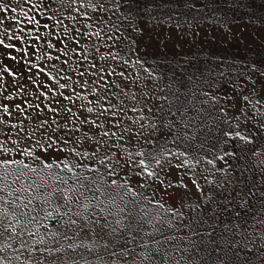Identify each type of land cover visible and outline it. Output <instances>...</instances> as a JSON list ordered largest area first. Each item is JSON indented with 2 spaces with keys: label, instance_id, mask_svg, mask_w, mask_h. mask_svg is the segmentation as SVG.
I'll use <instances>...</instances> for the list:
<instances>
[{
  "label": "rangeland",
  "instance_id": "1",
  "mask_svg": "<svg viewBox=\"0 0 264 264\" xmlns=\"http://www.w3.org/2000/svg\"><path fill=\"white\" fill-rule=\"evenodd\" d=\"M105 7L110 10L101 36L127 38L122 55L130 61L129 73L139 74L122 125L130 130L126 141L139 135L127 142L125 153L144 159L150 170L164 166L171 173L167 162L187 163L178 179L161 174L166 191H159L143 177V187L136 183L137 171L115 168L109 175L111 161L101 165L98 158L69 155L37 163L13 152L37 172L15 164L6 170L7 186L0 190L6 216L0 220L14 228L0 236V256L6 264H37V258L42 264H264V200L234 206L233 217L216 206L222 196L240 198L251 186L240 180L243 173L225 171L236 143L248 148L258 167L255 180L264 183V0H108ZM61 11L68 16L67 8ZM44 163L53 167L43 168ZM18 172L23 175L16 181ZM82 187L99 194L84 196ZM92 201L100 208H92ZM49 211L53 215L45 219ZM29 213L37 220L25 224Z\"/></svg>",
  "mask_w": 264,
  "mask_h": 264
},
{
  "label": "snow or ice",
  "instance_id": "2",
  "mask_svg": "<svg viewBox=\"0 0 264 264\" xmlns=\"http://www.w3.org/2000/svg\"><path fill=\"white\" fill-rule=\"evenodd\" d=\"M107 2L15 0L13 6L12 0H7V3L0 0V173H3L0 174V190L7 186L2 182L6 179V170L13 164L22 165L29 172H37L31 165L14 159L13 152L37 163L50 161L53 157L59 162L69 155L98 158L101 165L111 161L107 167L109 175L115 174V168H122L126 173L137 171L136 183L143 187V177L159 191H166L161 174L178 179L176 173L186 161L167 162V167L172 169L170 173L164 166L150 170V164L144 159H133L131 151L125 153L127 142L139 135L132 133L126 141L125 134L130 130L122 127L125 101L129 99L131 88L139 87V74L129 73L127 66L130 61L122 55L124 48L120 45L127 38L111 32H104L106 39L101 36L104 13L110 10L105 7ZM65 8L67 17L61 11ZM9 12L13 15H7ZM69 18L74 22L71 26L64 23ZM126 47L132 49L131 44ZM132 110L135 111V106ZM135 155L143 157L145 153L137 152ZM148 156L160 165L158 156L151 153ZM219 159L222 160L223 156ZM52 167L51 163L43 164V168ZM13 174L19 181L23 172ZM112 183L116 184V181ZM191 184L198 191H203L195 180ZM168 187L172 184L169 183ZM52 215L49 211L44 218ZM3 216L6 212L0 207V217ZM35 220L37 217L29 213L25 224ZM75 223L70 220V224ZM13 228L11 221L4 224L0 220V229L3 230L0 236L3 232L11 235ZM82 228L83 225L79 226L77 231ZM65 239H68L66 233ZM47 251L51 253L52 250ZM0 264H6L2 256ZM37 264H42L39 258ZM61 264H66V261L61 260Z\"/></svg>",
  "mask_w": 264,
  "mask_h": 264
},
{
  "label": "bare ground",
  "instance_id": "3",
  "mask_svg": "<svg viewBox=\"0 0 264 264\" xmlns=\"http://www.w3.org/2000/svg\"><path fill=\"white\" fill-rule=\"evenodd\" d=\"M231 70V69H230ZM208 113H210V111H208ZM229 124V123H228ZM213 124H210V125H207V126H212ZM226 125V124H225ZM206 126V127H207ZM260 126V125H259ZM199 127L201 126H196L195 129H198ZM205 127V128H206ZM226 127V126H225ZM227 128V127H226ZM263 129V128H262ZM225 130V129H224ZM224 130L222 132H224ZM185 132V131H184ZM215 132V131H214ZM238 133V132H237ZM218 134V133H217ZM212 135V134H211ZM240 135V134H239ZM243 135V134H242ZM254 135V134H253ZM199 136V135H198ZM202 136V135H201ZM215 136V135H214ZM217 136V135H216ZM263 136V135H262ZM200 137V136H199ZM235 137V136H234ZM258 138V137H256ZM263 138V137H262ZM206 139V138H205ZM241 139V138H239ZM247 139V138H246ZM215 140H216V137H215ZM237 140V139H236ZM249 140V139H248ZM247 140V141H248ZM252 140V139H251ZM259 140H260V137H259ZM258 140V141H259ZM262 140V139H261ZM218 141V140H217ZM264 141V140H263ZM250 143V142H249ZM224 145V144H223ZM201 146V145H200ZM222 147V146H221ZM252 149H253V146H251ZM255 148V147H254ZM263 148V147H262ZM261 148V149H262ZM229 149V148H228ZM254 150V149H253ZM263 150V149H262ZM258 148L255 149V151H262ZM255 151H253L254 153L252 154H256ZM257 152V154H258ZM256 154V155H257ZM228 157H226V161H228V164L229 165H226L227 166V169H225L226 172L230 173V172H237L238 174H242L241 177H240V180L243 181V182H246L247 184L249 183V181L251 182V186L249 185V188L248 189H244L245 191H243V194L240 198L236 197V198H232V200H229L230 197H223L220 198V200H218V202L216 203V206L218 205L220 209H228L230 210L231 212L229 213L231 217L235 216V214L232 212V209L235 208L234 206H248L249 204V201H255V200H264V183L263 181L261 182L259 180V178L256 179V176L258 175V167H257V164L255 162H253V160H251V153L248 151V148H246V146H244V144H241V143H236L234 146H232V149H230L229 153H227ZM264 157V156H263ZM264 159V158H263ZM257 162V161H256ZM257 173V174H256ZM237 174V175H238ZM78 179H79V183L78 184H74L75 186L76 185H79L81 183V177L78 176ZM73 183V182H72ZM103 184V183H102ZM84 185V184H83ZM91 186V185H90ZM101 186V185H100ZM105 187V186H104ZM108 187V186H107ZM75 189V187H73V190ZM101 189V188H100ZM42 190V189H41ZM76 190V189H75ZM74 190V191H75ZM112 190V188H111ZM78 191V190H77ZM82 191V195L84 196H87V197H91V196H97L99 194V191L97 188H83L81 189ZM101 191V190H100ZM117 191V190H116ZM123 192V191H122ZM34 193V192H33ZM73 193V192H72ZM103 193V192H102ZM119 193V192H118ZM109 195V193H107ZM77 195V194H76ZM81 195V196H82ZM107 195V196H108ZM113 195V194H112ZM120 195L122 194H119V197ZM124 195V194H123ZM127 195V194H126ZM29 196V195H28ZM31 196V195H30ZM53 196V195H52ZM125 196V195H124ZM130 196V195H129ZM86 197V199H87ZM103 197V196H102ZM112 197V196H111ZM117 197V196H116ZM35 198V196H34ZM43 198V197H42ZM50 198V197H49ZM48 198V199H49ZM52 198V197H51ZM85 198V197H84ZM37 199V198H36ZM35 199V200H36ZM95 199V198H94ZM121 199V198H120ZM125 199V198H124ZM131 199V198H130ZM96 200V199H95ZM119 200V199H118ZM123 200V199H122ZM207 200V199H206ZM34 201V200H33ZM49 201V200H48ZM98 201V200H97ZM125 201V200H124ZM128 201V200H127ZM212 201V200H211ZM38 202V201H37ZM93 202L95 201H92V208H100L99 205L100 204H94ZM134 202V201H133ZM206 202V201H205ZM257 202V201H256ZM43 203V202H42ZM100 203V201H99ZM107 203V202H106ZM206 203H210V201H207ZM40 204V203H39ZM103 204V203H102ZM256 205V204H255ZM90 206V205H88ZM126 206V205H125ZM44 207V206H43ZM130 208V206H129ZM242 208V207H241ZM240 208V209H241ZM246 209V208H245ZM99 210V209H98ZM131 210V209H130ZM120 211V210H119ZM122 212V211H121ZM121 212H118L119 215ZM130 212V211H129ZM259 212V211H258ZM128 213V211L126 212ZM228 213V212H227ZM121 215H124V213L122 212ZM242 215V214H241ZM230 217V218H231ZM244 217V216H243ZM121 218V217H120ZM132 218V217H131ZM240 218V216H239ZM239 218L237 217V219L239 220ZM124 219V218H123ZM236 219V218H235ZM236 219V220H237ZM133 220V219H132ZM237 220V221H238ZM130 221V220H129ZM233 221H235L233 219ZM236 221V222H237ZM137 222H135L134 224H136ZM139 223V222H138ZM140 224V223H139ZM131 226V225H130ZM110 228V227H109ZM126 230H128L126 228ZM134 230L135 232V228L132 229ZM140 230V229H139ZM109 231V230H108ZM170 231V230H169ZM125 232V231H124ZM133 233V232H131ZM139 233V232H138ZM169 233V232H167ZM126 235V234H125ZM118 236V235H117ZM129 236V235H128ZM119 239V237H118Z\"/></svg>",
  "mask_w": 264,
  "mask_h": 264
}]
</instances>
